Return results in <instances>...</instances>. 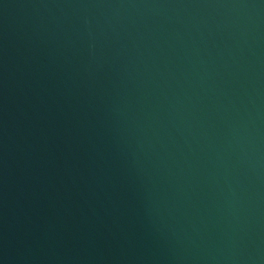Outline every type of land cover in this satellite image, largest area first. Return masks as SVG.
Returning a JSON list of instances; mask_svg holds the SVG:
<instances>
[{
  "label": "water",
  "instance_id": "1",
  "mask_svg": "<svg viewBox=\"0 0 264 264\" xmlns=\"http://www.w3.org/2000/svg\"><path fill=\"white\" fill-rule=\"evenodd\" d=\"M0 264H264V0H0Z\"/></svg>",
  "mask_w": 264,
  "mask_h": 264
}]
</instances>
